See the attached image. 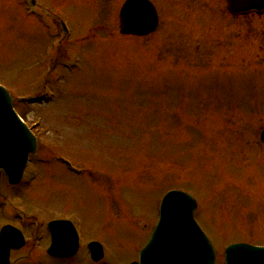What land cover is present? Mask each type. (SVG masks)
I'll use <instances>...</instances> for the list:
<instances>
[{"label": "rangeland", "instance_id": "1", "mask_svg": "<svg viewBox=\"0 0 264 264\" xmlns=\"http://www.w3.org/2000/svg\"><path fill=\"white\" fill-rule=\"evenodd\" d=\"M26 1L0 0V85L38 136L21 183L0 177V228L27 239L10 264H94L91 241L100 264H128L170 190L196 200L216 264L231 244L264 246V15L150 0L157 30L124 37L125 0H38L35 17ZM54 219L78 231L72 259L45 254Z\"/></svg>", "mask_w": 264, "mask_h": 264}, {"label": "water", "instance_id": "2", "mask_svg": "<svg viewBox=\"0 0 264 264\" xmlns=\"http://www.w3.org/2000/svg\"><path fill=\"white\" fill-rule=\"evenodd\" d=\"M228 11L243 14L264 10V0H226ZM158 23L154 7L147 0H128L119 14L121 35L146 36ZM264 143V131L261 133ZM36 141L19 121L12 109V99L0 87V174L10 185L20 182L29 153H35ZM195 201L185 193L171 191L162 199L160 218L146 247L133 264H214L212 245L193 219ZM51 244L47 254L66 258L77 251V236L74 228L66 221L48 224ZM24 246L22 234L6 226L0 231V264H8L11 250ZM91 257L102 258V248L97 243L89 245ZM225 264H264V247L244 244L229 246L225 251Z\"/></svg>", "mask_w": 264, "mask_h": 264}]
</instances>
